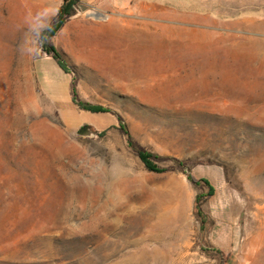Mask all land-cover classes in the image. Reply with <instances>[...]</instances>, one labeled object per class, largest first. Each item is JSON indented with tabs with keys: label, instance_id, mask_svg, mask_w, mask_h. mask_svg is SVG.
Returning a JSON list of instances; mask_svg holds the SVG:
<instances>
[{
	"label": "rangeland",
	"instance_id": "1",
	"mask_svg": "<svg viewBox=\"0 0 264 264\" xmlns=\"http://www.w3.org/2000/svg\"><path fill=\"white\" fill-rule=\"evenodd\" d=\"M62 2L0 0V264H264V0L80 1L68 73Z\"/></svg>",
	"mask_w": 264,
	"mask_h": 264
},
{
	"label": "trees",
	"instance_id": "2",
	"mask_svg": "<svg viewBox=\"0 0 264 264\" xmlns=\"http://www.w3.org/2000/svg\"><path fill=\"white\" fill-rule=\"evenodd\" d=\"M80 4V0H63L61 6L58 8L56 16L53 18L52 22L48 27H46L38 36V41L41 49L44 53L50 57L55 64L65 73H68L67 65L54 45L53 38L61 30V28L75 15V7ZM69 92L71 96V101L79 108L90 113H107L108 111L100 106L89 105L81 102L78 99V94L75 88V84H70ZM121 133L127 138V143L133 152L138 156L140 161L143 163L144 167L154 173H163L165 169H161L157 163L164 160L162 157L152 154L143 148H140L132 139L128 131L124 126H121ZM174 163L179 168H185V164L174 160ZM187 179L195 187H203L207 190L205 194L197 195L194 200L193 215L200 222V230H204L206 224V216L202 209V203L207 202L215 195L214 186L207 179H197L190 173L187 174ZM218 255H220V264H226L227 256L218 250H215Z\"/></svg>",
	"mask_w": 264,
	"mask_h": 264
},
{
	"label": "water",
	"instance_id": "3",
	"mask_svg": "<svg viewBox=\"0 0 264 264\" xmlns=\"http://www.w3.org/2000/svg\"><path fill=\"white\" fill-rule=\"evenodd\" d=\"M75 10H76L77 13H80V12H87L89 9H88V6H86V5L78 4V5L75 7ZM90 16H91V17H94V18H98L100 15L97 14V13H91ZM79 134H80V135H85V134H87V129H86V127L82 128V129L79 131Z\"/></svg>",
	"mask_w": 264,
	"mask_h": 264
},
{
	"label": "crops",
	"instance_id": "4",
	"mask_svg": "<svg viewBox=\"0 0 264 264\" xmlns=\"http://www.w3.org/2000/svg\"><path fill=\"white\" fill-rule=\"evenodd\" d=\"M81 2L85 3V4H91L96 2L97 0H80Z\"/></svg>",
	"mask_w": 264,
	"mask_h": 264
}]
</instances>
